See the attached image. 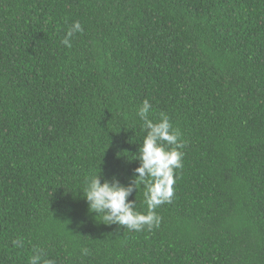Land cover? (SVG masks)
I'll use <instances>...</instances> for the list:
<instances>
[{
    "label": "trees",
    "instance_id": "obj_1",
    "mask_svg": "<svg viewBox=\"0 0 264 264\" xmlns=\"http://www.w3.org/2000/svg\"><path fill=\"white\" fill-rule=\"evenodd\" d=\"M0 264H264V0H0Z\"/></svg>",
    "mask_w": 264,
    "mask_h": 264
}]
</instances>
